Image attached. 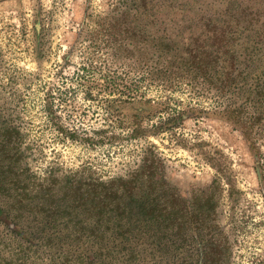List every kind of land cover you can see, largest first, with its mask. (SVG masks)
I'll return each mask as SVG.
<instances>
[{
    "label": "rangeland",
    "instance_id": "1",
    "mask_svg": "<svg viewBox=\"0 0 264 264\" xmlns=\"http://www.w3.org/2000/svg\"><path fill=\"white\" fill-rule=\"evenodd\" d=\"M150 1L133 60L127 0H0V123L29 176L23 185L79 198L75 189L127 181L148 158L187 212L182 233L163 238L166 251L141 247L140 264H264V0ZM213 29L242 54L238 86L163 70L166 45L207 47ZM10 193L0 195L4 257L92 255L87 204L62 214ZM48 218L60 231L48 226L44 244L17 255L14 222Z\"/></svg>",
    "mask_w": 264,
    "mask_h": 264
},
{
    "label": "trees",
    "instance_id": "2",
    "mask_svg": "<svg viewBox=\"0 0 264 264\" xmlns=\"http://www.w3.org/2000/svg\"><path fill=\"white\" fill-rule=\"evenodd\" d=\"M149 4H152V1L127 0L125 4L124 18L127 21L125 39L129 59L134 60V51L130 48L141 47L144 42V36H140L143 31L138 21L143 14L148 17L146 12ZM208 20L209 25L215 24L217 27L219 26L218 20L221 19L218 17L212 19L210 16ZM221 30L213 29L214 42L207 47H192V44L185 43L184 47L180 48L175 41H171V44L165 46L166 52L170 53L171 57L165 59L167 63L164 64L163 70L172 71L176 67L180 72H194L209 78H212L213 74H218L223 83L229 82L232 86H238L237 79L241 75L236 72L242 63V54L235 47V42H231L233 40L229 38V34ZM251 53L252 51L249 57L252 59ZM161 56L167 57L168 55L161 54ZM226 62H228L227 65L224 64ZM218 63H223L220 71H217ZM263 88L264 86L260 91H263ZM3 126L5 125L0 123V195H11L10 192H16L17 195L14 197L21 196L22 201L28 199L30 205L36 203L43 206L48 205L62 214H68L71 209H74L70 205L71 202L78 204L83 202L88 205V210L93 215L94 222L90 227H84L93 239L89 242V251L92 255L84 259V256L79 253L71 260L67 259L54 264H140L141 247H144L146 251L147 246L158 245L157 249L166 251L169 246L163 238L175 235V229H177V234L185 229L183 218L187 210L181 204L177 206L179 198L166 187L167 184L163 181V175L158 167L147 163L148 158L138 172L127 181L89 184L84 191L81 188L74 190L79 198L72 199L68 192L56 198L47 190L32 191L27 185H23L29 176L21 166L20 154L8 141V136L4 131L6 128ZM7 134L10 132L7 131ZM72 186L67 185V189H72ZM30 194L34 195L32 200L26 197ZM55 203L56 206H54ZM5 218H9L7 210L0 206V220ZM46 220L48 221L46 224L35 227L18 223V221L14 222L11 232L20 243L17 255L23 254L26 249L39 248L44 244L43 234L48 231V226L55 233L60 231L56 220L55 222L51 218ZM154 238L156 240H153ZM48 243L51 244L49 241ZM59 245L73 248L75 243L60 240ZM0 264H26V261L24 257L16 258L10 255L6 258L0 253Z\"/></svg>",
    "mask_w": 264,
    "mask_h": 264
}]
</instances>
